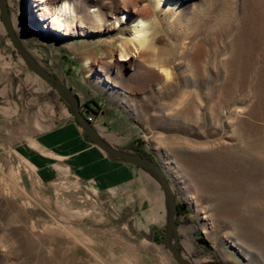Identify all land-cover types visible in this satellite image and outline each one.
I'll return each instance as SVG.
<instances>
[{
    "label": "rangeland",
    "instance_id": "1",
    "mask_svg": "<svg viewBox=\"0 0 264 264\" xmlns=\"http://www.w3.org/2000/svg\"><path fill=\"white\" fill-rule=\"evenodd\" d=\"M8 4L23 45L82 112L118 111L122 152L162 166L188 263L264 264V0ZM142 20L147 40L135 50L127 41ZM12 47L1 17L0 264H178L155 173L100 192L63 168L42 173L27 156L28 143L75 115ZM126 48L133 56L121 61Z\"/></svg>",
    "mask_w": 264,
    "mask_h": 264
},
{
    "label": "crops",
    "instance_id": "2",
    "mask_svg": "<svg viewBox=\"0 0 264 264\" xmlns=\"http://www.w3.org/2000/svg\"><path fill=\"white\" fill-rule=\"evenodd\" d=\"M15 50L12 47V55H16ZM89 100L92 99L87 97L83 102ZM118 125L120 128L128 127L118 111L102 112L97 116L94 127L104 143L123 151L128 140L120 133ZM27 147L24 151L42 173L63 168L77 179L94 185L100 192H120L146 175L143 167L108 157L85 135L69 111L65 123L42 132Z\"/></svg>",
    "mask_w": 264,
    "mask_h": 264
},
{
    "label": "water",
    "instance_id": "3",
    "mask_svg": "<svg viewBox=\"0 0 264 264\" xmlns=\"http://www.w3.org/2000/svg\"><path fill=\"white\" fill-rule=\"evenodd\" d=\"M1 17L4 26L11 38L13 45L15 46L18 54L25 62L26 66L34 72L40 79L48 83L53 89L59 92L62 96L67 97L72 103V112L75 115L76 122L80 125L85 135L100 149H102L108 157L119 160L121 162L132 163L139 167L146 168L156 174L160 181L166 197L169 201V220L166 230V245L172 252L174 258L178 264H190L182 255L179 249V238H178V218L180 217L179 206L176 199L174 189L162 168V166L152 161L151 159L145 158L141 155H134L119 151L106 143H104L98 136V133L91 123H89L82 112L81 101L78 95H76L71 88L62 83L59 79L50 74L46 73L32 57L26 47L23 45L21 39L17 34L16 27L12 25L11 12L9 9L8 0H0ZM27 28H31L26 25Z\"/></svg>",
    "mask_w": 264,
    "mask_h": 264
},
{
    "label": "bare ground",
    "instance_id": "4",
    "mask_svg": "<svg viewBox=\"0 0 264 264\" xmlns=\"http://www.w3.org/2000/svg\"><path fill=\"white\" fill-rule=\"evenodd\" d=\"M35 1L37 2V4H35V7H37L39 11L47 10L46 6L43 4V0H35ZM69 12H70V7H69V4L67 3L62 5L59 9V13H61L62 15H68ZM146 40H147V23L144 20H142L139 22V24L135 28L134 37L131 40L127 41L128 42L127 44L134 47L135 50H140L143 46H145ZM133 52L134 50L130 51V48L123 49L122 50L123 58L121 59V61H128L130 55H132ZM185 248H186V251L192 252L193 245L190 243H186ZM208 262H209V259H198L195 262H193V264H207Z\"/></svg>",
    "mask_w": 264,
    "mask_h": 264
},
{
    "label": "built area",
    "instance_id": "5",
    "mask_svg": "<svg viewBox=\"0 0 264 264\" xmlns=\"http://www.w3.org/2000/svg\"><path fill=\"white\" fill-rule=\"evenodd\" d=\"M83 112H84V115H85L87 121L89 123H91L92 125H94L96 122V115L93 114L92 112H85L84 110H83Z\"/></svg>",
    "mask_w": 264,
    "mask_h": 264
},
{
    "label": "flooded vegetation",
    "instance_id": "6",
    "mask_svg": "<svg viewBox=\"0 0 264 264\" xmlns=\"http://www.w3.org/2000/svg\"><path fill=\"white\" fill-rule=\"evenodd\" d=\"M85 111V110H84ZM86 112V111H85ZM89 112V111H88ZM84 113V112H83ZM94 113V112H93ZM147 158H149V159H151L150 157H147Z\"/></svg>",
    "mask_w": 264,
    "mask_h": 264
},
{
    "label": "trees",
    "instance_id": "7",
    "mask_svg": "<svg viewBox=\"0 0 264 264\" xmlns=\"http://www.w3.org/2000/svg\"><path fill=\"white\" fill-rule=\"evenodd\" d=\"M86 106H89V105H86Z\"/></svg>",
    "mask_w": 264,
    "mask_h": 264
}]
</instances>
